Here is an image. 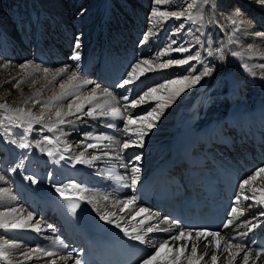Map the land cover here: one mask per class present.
<instances>
[{
  "label": "bare ground",
  "instance_id": "1",
  "mask_svg": "<svg viewBox=\"0 0 264 264\" xmlns=\"http://www.w3.org/2000/svg\"><path fill=\"white\" fill-rule=\"evenodd\" d=\"M15 1L17 0H0V104L7 103L11 112L13 109L31 112V117L20 118L22 122L18 123H21V127H23L20 129H23V135L26 134L29 139L32 137L42 138L34 144L33 141L28 143L27 139H23L21 142L19 136L22 133L20 130L13 128L11 131H5L4 128H0V137L10 145L9 149L2 150L5 158L0 159V220L9 223L26 220L29 213L33 217L28 221L29 227L22 229L0 228V251L6 253L7 256L6 259H3L8 264H52V261H55V264H75V261L78 260V257L75 256V247L67 242L62 230L52 224L51 216L42 218V213L49 209L50 212L55 210L56 213L66 216L67 204L64 197L57 192V188L76 184L79 186L78 188H68L65 191V195L71 198V202L75 201L77 197H82L85 203L100 217L108 215L110 217L108 221H112L114 225L119 224L121 228L142 236L144 240L141 243L147 246L148 256L155 251V246L159 243L165 240L170 242L173 251L170 252L168 248L162 249L160 256L156 261H153V264H165V261L171 259L175 250L181 246L184 247V251L180 255V264H188L189 258L197 260L201 256L203 259L199 260V264H213L211 259L213 255L217 257L215 264H243L245 252L236 255L237 249L229 248V240L232 244L244 245L247 238H256L264 230V203L257 202L264 193L254 192V190H264V173L246 185L243 193L240 190L241 193L238 196L240 200H236L235 207L238 212L243 209V214L236 215V222L232 228L220 233L219 237H207V239L197 238L193 231L191 239L177 241H173L171 237L179 230L170 224L165 216L158 215L157 211L139 206L135 202L128 205L129 199L127 198H102L104 191L102 185L93 184L102 175L104 176V179L101 180L103 184H106L105 181H115L114 187L118 184L123 193L127 192L129 187L134 185L132 183V167L140 169L136 174L137 182L144 174L145 169L157 165L158 161L168 154V145L172 137L171 128L177 111H179L177 115L179 119H183L186 114H191L195 121L213 120L217 117L227 118L229 113L242 111L247 107V104L256 101V99L264 100V35H258L264 34V4L258 3V0H209L207 3H199L198 0V7L192 10L196 19L189 21L184 18H168L157 23V18L151 17V20L149 17L148 19L155 23V28L158 27V31L153 35H147L148 39L144 37V42L141 45H139L141 42L138 41L135 46H131L130 42H136L142 26L145 25L142 13L149 10L152 14L154 9L180 11L187 6L189 0H167L161 5H157L155 0H94L93 5H91L92 1L89 5L88 0H71V4L74 5L72 7L69 4L70 0H23L21 6L20 3H15L18 4L15 6ZM138 2H142V5L138 6ZM28 3L32 5L29 6ZM117 3H119L118 6ZM85 4L90 12L87 15H78L79 8ZM114 7L117 8V15L120 18L119 21L114 18L113 22H110L112 27L107 30L104 20ZM126 8L129 14L127 20L131 22V27L126 31V37L129 36V39H132L126 43L127 49L135 48L132 56L129 54L124 58L114 57L115 49L120 47L119 36L124 31H122L120 23H124L123 19L126 17L122 18V16ZM65 10H68L72 17H63ZM237 10H239L243 23L233 25L231 18H234ZM26 12L29 15L28 19L31 18V23H29L32 26V33L26 31L28 23L20 18L22 14L27 16ZM94 13H97L95 14L97 16L93 17L90 22L87 21L88 17ZM130 16H133L132 21H130ZM74 17L77 18L72 20L71 18ZM115 20L118 22L117 24ZM65 23L66 25L62 26ZM89 23H91L89 34L80 36L79 47L73 49L75 46L71 45L72 51L66 57V53L62 55L56 53L58 51L56 46H59L60 51L66 50L70 36L78 33L75 31V27L84 28L85 24ZM51 24H53L52 27H56L49 32ZM71 25L73 26L72 30ZM173 25L177 27L176 29L180 25H183V28L175 34L176 36L168 38L169 34H166V37L165 33ZM132 28L134 30L131 33L130 29ZM112 30L116 33L110 32ZM178 46L189 48L190 51H173ZM114 47L116 48L114 49ZM143 47L153 48L156 53L152 55L149 50H143ZM165 50H167V54L161 56L160 53ZM77 52L80 59L73 60L72 57ZM197 52L201 56L203 55V60H193L187 65H173L169 68L159 67L168 59H184ZM233 53H239V55H233ZM145 59L152 61L153 70H145L144 75L131 83L143 86L144 91L132 89L130 84L123 88L111 87L112 82L120 78V76L112 75L114 68L124 67L127 69L130 66V60L141 63ZM38 62L40 64H37ZM24 64H28L29 67L22 68L21 65ZM136 64L134 63V66ZM66 66L69 69L68 72L63 75L55 74V70ZM141 66L147 68L146 65L141 64ZM191 66H194V69L188 70ZM44 68L53 71L45 74L42 71ZM94 68L98 71V77L95 79L89 77L90 71ZM205 68L211 69L207 76L201 75ZM73 71L79 73V78L69 80ZM222 71L220 80L217 75ZM180 74L182 75L180 76ZM196 75H201L199 82L191 87H185L179 95H175V88L180 87V85H176L172 89H161L156 93L157 96H163L164 100H148L136 108L125 107V105H130L133 94L137 99L151 87H158L170 80ZM246 78H250L252 83H247ZM84 80H90L92 84L84 85ZM16 84H19V88L14 87ZM61 84H64L63 88L60 87ZM96 84L101 87L96 89V98L91 104H88L87 97L92 91L89 87L93 86L94 88ZM104 89L116 97L118 103L115 106L120 109L121 116H99L102 109L108 108L113 103L110 98L105 97ZM219 91L221 93H218ZM72 93L74 95H71ZM73 96H79L80 99L73 100ZM124 96H127L128 99L124 100ZM58 97L59 99H57ZM69 103L73 104L74 115H66ZM165 103L167 107L161 109L160 105ZM77 105H84V111L75 112ZM93 107L97 109L94 113L96 118L85 115ZM153 109L160 115L155 121V127L144 137L143 147H140L141 142L136 132L142 127V122L138 121L136 124L128 125L126 129V118L129 115L133 118L143 116ZM3 110L10 112L8 109ZM57 111L64 114L61 117L65 120L64 124L58 123V118L55 115ZM41 115L44 119L42 122H38L35 117ZM230 121L227 118L224 122L223 132L219 134L217 144H215V149L224 155L227 154L228 145L235 144L237 139L229 128ZM109 125L112 126L109 127ZM49 128L55 130L49 131ZM72 129L81 132V134L77 135ZM1 133L5 134L1 135ZM111 133L116 135L112 136ZM258 133L264 136V125L259 127L254 134ZM254 134L248 131L244 132L243 143L249 140V136H252V139ZM50 135L55 136L52 143H48L43 137H51ZM57 136L60 140L56 138ZM93 137L106 138L95 139ZM125 142H130L133 146L123 148L122 145ZM55 143L54 148L45 151L46 146ZM22 144H28L29 147H21ZM89 144L95 145V147H88ZM43 148H45L44 151H41ZM49 151L53 152L52 156L48 155ZM81 153L84 154V160L91 161L90 163L81 162V164L93 172L89 175L93 181L83 185L80 184L78 175L72 169L74 163L77 162L76 158ZM93 156L98 158L91 160ZM128 156L132 157L133 163L125 161ZM137 156L140 159L137 160ZM55 160L57 161L56 166L54 165ZM39 162L53 165L59 171L55 170V173L54 169L50 170V173L54 172L56 175H47L43 171L40 174L35 171H41L42 167ZM60 162H63V165H59ZM34 163L37 165L36 168H32ZM70 163L71 174H61L58 166H63L66 169ZM16 164L23 165L27 173H24V170H14ZM262 168H264V162L246 179H251ZM14 173L26 177L27 188L17 184V179L21 178L14 177ZM8 175L12 183L11 189L7 186L6 176ZM28 189L43 194L42 200L35 199ZM245 195L249 197L254 195L255 199L245 201L243 199ZM36 208L39 209V213ZM140 208L147 209L148 212L137 215ZM12 209L16 211H12ZM149 215L152 216V219L148 218ZM37 227L40 231H36ZM149 227L155 230L149 232ZM164 228H172V231H162ZM218 240L219 248H217ZM206 244L207 247H205ZM193 245L197 249L195 257L191 253ZM37 248L52 252L53 255L47 256L44 252H37L35 251ZM248 249L250 248L245 246V250ZM69 253H71L70 256ZM249 264H264V258L259 256L257 259V255L251 250Z\"/></svg>",
  "mask_w": 264,
  "mask_h": 264
},
{
  "label": "snow or ice",
  "instance_id": "2",
  "mask_svg": "<svg viewBox=\"0 0 264 264\" xmlns=\"http://www.w3.org/2000/svg\"><path fill=\"white\" fill-rule=\"evenodd\" d=\"M155 2H156L157 5H161V4L166 3L167 0H155ZM199 3H207V0H199ZM258 3L264 4V0H258ZM197 7H198V0H189V2L187 3V6L184 7L180 11H168V10L154 9L153 12H152V16L157 18V23H159L161 21H164V20H167L168 18H175V19L184 18V19H187L189 21H192V20L196 19V17H194L193 14H192V10L194 8H197ZM231 23L233 25H239V24L243 23V20L240 19L239 10H237L236 13L234 14V18H231ZM182 28H183V25H180V27L177 29V32H179ZM149 35H150V33H149ZM258 35H264V34H258ZM145 39H148V37L145 36ZM172 43H175V41H172ZM77 47H79V45H77ZM173 51H176V52H189L190 49L186 48V47H183V46H178L175 49H173ZM165 54H167V50H165L164 52L160 53L161 56L165 55ZM209 54H211V53H209ZM233 55H239V53H233ZM72 59L73 60H79L80 59L79 53L77 52L75 55H73ZM200 59H201L200 54L197 52L195 55H188L184 59H178V60H176V59H168L165 63L160 64L159 67L160 68H169V67H172L173 65H187V64H189L190 61H193V60H197L198 61ZM221 59H223L222 56H221ZM141 64L146 65L147 68L146 69L143 68L141 66ZM5 66H7V65H5ZM21 67L26 69V68L29 67V65L28 64H24V65H21ZM245 67H247V66L245 65ZM68 70L69 69L66 66L64 68H60L58 70H55V74L56 75H63L66 72H68ZM145 70H147V71H152L153 70L152 61L151 60L145 59L141 63H137L131 69V71L128 73L127 78L123 79V81L121 83H119L117 85V87L123 88L126 85L131 84L133 82V80L139 79L140 76L144 75V71ZM42 71L45 74H47V73H49L50 71H53V70L48 69V68H44V69H42ZM210 72H211V69L205 68V70L203 71V73L201 75L207 76V75L210 74ZM201 75H196L194 77L185 76V77H183L181 79L170 80L167 83L160 84L158 87H151L147 91H145L142 95H140L137 99L132 100L130 105H125V107H129L130 106L132 108H136V107L142 105L145 101H148V100H164L163 96H157L156 93L159 90H161V89H172L173 86H176V85H180V87L175 88V95H179V93L181 91H183L185 87H191L193 84L199 82V80L201 79ZM78 78H79V73L77 71L71 72V75L69 76V80H76ZM83 84L84 85L92 84V81L84 80ZM14 87L19 88V84L14 85ZM60 87L63 88L64 84H61ZM100 87H101V85L96 84L95 87L92 89L91 93L87 97V103L88 104H91L92 101L96 98L95 97V91H96V89H99ZM104 95H105V97L110 98L113 103L108 108L102 109L99 112V116H111V117L121 116L120 109L115 106V104L118 103V101L116 100V97L113 96V94L111 92H109L107 89H104ZM57 99H59V97ZM75 99L79 100L80 97L77 96V97H75ZM123 99L127 100L128 97L124 96ZM36 103H39V101H36ZM67 107H68V112L66 113V115H74L75 113L73 112V104L69 103ZM84 107H85L84 105H77L75 107V112H83L84 111ZM164 107H167L166 103L160 105L161 109H163ZM0 109H8V110H10L9 109V105L7 103L0 104ZM96 110H97L96 107H93V108L89 109L85 113V115L91 116L93 118H96L95 115H94V113H96ZM16 112L19 114L18 118H22L23 116H28V117L32 116L31 112H24L23 109H17ZM55 115L58 118V123L59 124H64L65 123V120L61 118L62 115H64V114H62L60 111H57L55 113ZM159 115H160V113L157 112L155 109H153L152 111L147 112L143 116H137L135 118H133L131 115L127 116L126 125H125L126 129H127L128 125L136 124L138 121L142 122V127H140L137 130V132H136L137 136L139 137V141L141 142L139 144L140 147H143L142 141H143L144 137L148 134V132L152 128L155 127V121L158 119ZM35 119L38 122H42L44 117L41 115V116L35 117ZM111 126L112 125H109V127H111ZM54 130H55L54 128H49V131H54ZM93 138L100 139V138H106V137H93ZM45 140L48 143H52V138L51 137H45ZM132 146L133 145L130 142H125L122 145L123 148H129V147H132ZM21 147L27 148V147H29V145L28 144H22ZM37 147H39V145H37ZM88 147H95V145L89 144ZM41 151H44V149H41ZM48 155L52 156L53 152L49 151ZM83 156H84V154L81 153L80 156H78L76 158L78 163H81V162L90 163L91 162L90 160H84ZM97 158L98 157L93 156L91 158V160H95ZM61 159H63L62 156H61ZM136 159L138 160V159H140V157L137 156ZM139 171H140L139 167H132L131 168L132 183L133 184L136 183V179H137L136 174L139 173ZM261 173H264V168L260 169L255 175H253L251 177V179H245L239 185V187L241 189V192L243 193V191L245 189V186L250 184L251 181L255 180L256 177L259 176ZM78 187L79 186L76 185V184H71V185L65 186V188H57V192H59L60 195L62 197H64L65 200H70L71 198L65 195V191L68 188L76 189ZM255 191H261L262 193H264V190H254V192ZM105 199H107V197H105ZM135 199H136L135 197H131L127 201V204L128 205L133 204L135 202ZM243 199L245 201H247L249 199H255V196L253 195L252 197H249V196L245 195V196H243ZM239 200H240V197H237V201H239ZM257 202L258 203H264V194L261 195L260 199ZM78 206L79 205L77 203H71V205H70L71 211L75 212V210H76V208ZM12 211H16V210L12 209ZM147 212H148L147 209L140 208L138 213H137V215H141V214H144V213H147ZM231 214H233V215H241V214H243V209H241L238 212L237 208L233 207L231 209ZM148 218L152 219V216L149 215ZM32 219H33V217L31 215V213H29L27 215V219L26 220L14 221V222H10V223L9 222H5L3 220H0V228L22 229V228H25V227H29L30 225L28 224V221H30ZM102 219L110 220V217L108 215H104V216H102ZM228 223L230 224L231 221H229ZM117 227H119V224L117 225ZM175 227L177 229H180V226H179L178 222H175ZM253 227H254V225H253ZM154 230L155 229L152 228V227L148 228L149 232H152ZM36 231H40L39 227L36 228ZM162 231L171 232L172 228H164V229H162ZM193 231H195L197 238L203 237V238L207 239V237H219L220 236L219 232H213V231H209V230L180 229L176 234H174L171 237V239L173 241L191 239ZM125 234L126 235H130L127 232L126 229H125ZM132 239L140 240L141 242H143V240H144V238L142 236H140V235L132 236ZM205 247H207V244L205 245ZM165 248H168L170 252L173 251V247L170 245V242L168 240H165V241L159 243L158 245H156L155 246V251L152 254H150L147 258L142 260L141 264H153V261H156L157 258L160 256L161 250L165 249ZM217 248H219V240L217 241ZM229 248H236L237 249L236 255H238L240 252H245V255L243 257V264H249V258H250V255H251V250L250 249H248L246 251L244 245H242V244H232L231 240H229ZM35 251L44 252V254L47 255V256H52L53 255L52 252H47L44 249L37 248V249H35ZM183 251H184V247L183 246H181L180 248H177L175 250L173 256L171 257V259L166 260L165 264H180V255L183 253ZM196 252H197L196 246L193 245L191 247V253H192L193 257L196 256ZM205 254H207V253H205ZM25 255H27V254H25ZM70 255H71V253H69V256ZM0 257L6 259L7 258L6 253H4L3 251H0ZM61 259H64V257H61ZM202 259H203V256L199 257V259H197V260H193V259L189 258L188 259V264H199V260H202ZM211 259L213 261V264H215V262L217 260V257L215 255H213L211 257ZM257 259H259V254L257 255ZM52 264H55V261H52ZM75 264H80V261L76 260Z\"/></svg>",
  "mask_w": 264,
  "mask_h": 264
},
{
  "label": "rangeland",
  "instance_id": "3",
  "mask_svg": "<svg viewBox=\"0 0 264 264\" xmlns=\"http://www.w3.org/2000/svg\"><path fill=\"white\" fill-rule=\"evenodd\" d=\"M91 1H92V3H91ZM23 0H17V1H15L14 2V5L15 6H17L15 3H20V6L23 4ZM71 0H70V2H69V4L71 5V7L72 6H74L73 4H71ZM93 2H94V0H88V2L87 3H89V5H90V3H91V5H93ZM207 2H209V0H207ZM86 3V4H87ZM86 4H85V6H83L82 8L80 7L79 8V10H80V12L78 13V15H87L90 11H88L89 9H88V7H86ZM135 4H137V3H135ZM138 6H141L142 5V2L141 3H139L138 2ZM28 5L29 6H31L32 4H30V3H28ZM119 5V3H117V6ZM115 7H116V5H115ZM115 7L113 8V10H112V12L108 15V17L106 18V20H104V24H105V26H106V29L108 30L109 29V27H112L111 26V21L113 22V20H114V18H117V20L119 21V16L117 15V11H116V9H115ZM12 8H15V7H13L12 6ZM75 8V7H74ZM86 8V9H85ZM76 9H77V7H76ZM88 9V10H87ZM119 9V8H118ZM229 9H231V8H229ZM69 10H71V9H69ZM82 10V11H81ZM85 10V11H84ZM132 10V9H131ZM114 11V12H113ZM29 12V11H28ZM28 12H26V14H27V16L25 15V14H22L21 15V17L20 18H22V19H24L25 21H26V18L25 17H27V19L29 18V15H28ZM83 13V14H82ZM151 12L149 11V10H147V11H145L144 13H142V17H143V21H144V23H145V25L144 26H142V28H141V30H140V32H139V34H138V37H141V36H144V35H149V33H150V35H153L154 33H156L157 31H158V27L157 28H155L156 27V25H155V23L153 22V21H151L152 19H151V17L153 18V16H151L152 14H150ZM95 14H97V13H94V15H90L89 16V18H88V21H90L93 17H95V16H97V15H95ZM78 15H76L77 17H79ZM112 15V16H111ZM128 13H127V8L125 9V12L123 13V16H122V18H124V17H126V18H124L123 19V22L124 23H120L121 25H120V27H121V29H122V34H120L121 36H119V39H118V42L120 43V45L122 46V44L123 45H125L127 42H130L132 39H129L130 37L128 36V37H126V31H128L129 30V28L131 27L130 25H131V22H129L128 20H127V18H128ZM150 15V16H149ZM25 16V17H24ZM65 16H71L72 17V14H70L69 13V11L68 10H65V12H64V16L63 17H65ZM77 17H74V18H71V19H75V18H77ZM150 17V19H148ZM130 18V21H132L133 20V16H130L129 17ZM31 21V18L30 19H28V22H30ZM69 21V20H68ZM109 21V22H108ZM116 21V20H115ZM148 21V23H146ZM153 22V23H152ZM31 23V22H30ZM30 23L29 24H27L26 26H27V28H26V31L27 32H31L32 33V26L30 25ZM67 23V22H66ZM66 23L65 24H62V26L64 25H66ZM69 23V22H68ZM118 22L116 21V24H117ZM130 23V24H129ZM52 25L53 24H51V26H50V29H51V27H52ZM90 23L89 24H86V27L84 28V29H82V33H84V31H87L88 30V28H90ZM129 25V26H128ZM55 26V25H54ZM88 26V27H87ZM146 26H147V28H148V30H149V33H148V30L147 31H145L144 29L146 28ZM56 27V26H55ZM54 27V28H55ZM53 28V29H54ZM63 28V27H62ZM151 28V29H150ZM177 27L175 26V25H173V26H171V27H169L168 29H167V32L165 33V35L166 34H169L170 33V35H174V36H176L175 34L177 33V29H176ZM131 30V33H132V31L134 30L133 28L132 29H130ZM110 32H112V33H116V31H114V30H112V31H110ZM141 32H142V34H141ZM152 32V33H151ZM131 33H129V34H131ZM44 34H46V32H44ZM76 34V33H75ZM141 35V36H140ZM169 35V36H170ZM77 36H79V33H77L73 38H74V44H76L77 43ZM71 37V36H70ZM137 37V38H138ZM166 37H167V35H166ZM136 38V39H137ZM168 38H170V37H168ZM171 38H172V36H171ZM63 39H65V38H63ZM79 40H78V45L80 44V40H81V38H78ZM48 41H50V40H48ZM136 41V40H135ZM122 42V43H121ZM132 45L131 46H135L136 45V43L134 42H130ZM67 48H66V50H62V51H60V49H59V46H56L55 48H58V51L56 52L57 54H64V53H66L65 54V57L67 56V55H70V51H72L71 50V48H72V46L70 45V42H69V40H68V42H67ZM113 44V43H112ZM126 46H127V44L124 46V49L123 50H127V48H126ZM69 47V48H68ZM77 46H75V47H73V49H75ZM116 47H114V49H115ZM149 50V49H151V50H149L150 51V53L153 55V54H155L156 53V50H154V52H153V48H147V47H143V50ZM115 51H116V53H115V56L114 57H118V55H116L119 51L118 50H116L115 49ZM61 52V53H60ZM61 54V55H62ZM129 55V54H128ZM119 57H121L120 55H119ZM97 61H98V59H97ZM96 61V62H97ZM98 63V62H97ZM37 64H40V62H38ZM96 68V67H95ZM92 69L91 71H90V76L89 77H92V72L94 71H97L96 69ZM194 69V66L192 67H189L188 68V70H193ZM182 74H180V76H181ZM96 77H98V74L96 75ZM95 77V78H96ZM93 79H95L94 77H92ZM156 84V83H155ZM158 84V83H157ZM156 84V85H157ZM111 87H114V85H111ZM115 88V87H114ZM89 89L91 90V89H93V86H90L89 87ZM148 89V88H147ZM218 93H221V91H219ZM71 95H74L73 93L71 94ZM75 97L76 96H73L72 98H73V100H77V99H75ZM16 110L17 109H13V111L11 112V110H10V112L8 111V112H5L3 109H0V117H2V118H0V124H1V129L2 128H4L3 130H5V131H11L13 128H16V129H18V130H20L21 131V133H22V131H23V129H20V128H23V127H21V123H18L19 121H21V119L20 118H18V116H19V114L16 112ZM25 112V111H24ZM4 113V114H3ZM3 117H4V119H3ZM22 122V121H21ZM20 124V125H19ZM25 129V128H24ZM72 131L73 132H76L77 133V135H79V134H81V132H79V131H76L75 129H72ZM3 134H5V133H1V135H3ZM112 134V133H111ZM115 136L116 134H112V136ZM22 136V137H21ZM20 138H21V142H23V139L24 140H28L27 142L29 143L30 141H33L32 143L34 144V143H37V142H39V140H40V138H42V137H32V138H28V136L25 134V135H23V133L22 134H20V136H19ZM43 137H46V136H43ZM56 138H58L59 140H60V138H59V136H57ZM0 139L1 140H4V139H2V137H0ZM2 144H4L3 142H1ZM6 145H8L7 143H6ZM56 145V143L55 144H50V145H48V146H46V149L45 148H43V149H45V151L46 150H48V149H52V148H54V146ZM1 144H0V159H3V158H5L4 157V155H3V151H4V149L2 148L1 149ZM3 150V151H2ZM7 154V153H6ZM5 154V155H6ZM49 162V161H48ZM47 162V163H48ZM55 162V166H56V163H57V161L55 160L54 161ZM40 163V165H41V169L40 170H42V171H45L44 169H46L47 168V166L48 167H50V166H52L53 167V165H50V164H43L42 162H39ZM63 162H60L59 163V165H63L62 164ZM137 163H140L139 161H137ZM35 164V166H37L36 165V163H34ZM44 165V166H43ZM61 167V168H60ZM58 166V169H60V173L61 174H63L64 172L63 171H66V169L63 167V166ZM36 168V167H35ZM57 168V167H56ZM56 168H54L53 167V169H54V171L56 170ZM70 167H68V169H69ZM65 169V170H64ZM70 170V169H69ZM35 171H37L38 173H40V174H42V171H39V170H35ZM52 171V170H51ZM59 172H57V174H60ZM56 175L54 172L53 173H49V175ZM48 175V174H47ZM90 175V174H89ZM6 178H7V176H6ZM8 179V178H7ZM90 182V180H88V179H85L84 180V184L86 183H89ZM10 183H9V180H8V184H7V186H9V188L11 189V186L9 185ZM5 186H6V184H5ZM58 186H59V184H58ZM109 193V192H108ZM50 198H52V197H50ZM38 213L40 212V211H37Z\"/></svg>",
  "mask_w": 264,
  "mask_h": 264
}]
</instances>
